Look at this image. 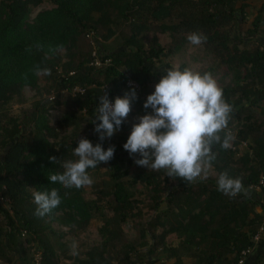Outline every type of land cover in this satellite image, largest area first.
Returning <instances> with one entry per match:
<instances>
[{
  "label": "trees",
  "instance_id": "trees-1",
  "mask_svg": "<svg viewBox=\"0 0 264 264\" xmlns=\"http://www.w3.org/2000/svg\"><path fill=\"white\" fill-rule=\"evenodd\" d=\"M247 1L0 0V198L8 200L7 205L0 202V262L61 264L51 241L52 224L83 231L98 217L100 242L71 264H155L159 254L174 264H183L184 259L192 264H237L246 250L251 252L243 264H264L262 237L257 244L253 240L264 224L259 203L264 188L259 193L247 190L264 181V0H254L262 4L247 32L257 38L255 47H246L244 38L230 33L245 22ZM45 2L51 7L35 12ZM193 32L207 38L201 44L204 51L229 73L230 82L221 88L232 106L227 130L238 126L235 150L213 147L216 159L211 168L216 176L193 183L172 179L166 170L136 165L139 154L125 160L126 142L104 140L103 148L115 146V153L108 163L88 169L91 176L103 165L109 168L95 198H85L84 188L50 183L51 174L63 172L61 162L78 159L74 142L53 143L56 129L85 122L93 131L86 139L94 146L101 143L92 120L102 88L109 86L107 97L115 101L131 91L126 86L130 79L146 96L152 94L148 86L162 75L153 65L182 51ZM90 33L99 39L95 44L87 38ZM148 33L153 37L167 33L169 46H161L156 38L146 42ZM96 60L99 66L94 65ZM36 66L51 70V75L43 76L52 82L46 92L53 91L55 97L32 103L16 117L2 113L24 89L39 92ZM75 87L85 92L73 94ZM134 101L144 114L151 113L143 108L146 100ZM53 105L64 106L56 127L49 123ZM129 129L123 121L119 131ZM242 142L247 150L238 155ZM53 156L58 162H50ZM126 161L134 164L130 176ZM223 172L239 178L248 194L230 197L218 191L217 179ZM52 188L58 189L61 204L51 214L37 217L33 192ZM140 204L154 215L135 224L136 236L131 239L123 225L141 218Z\"/></svg>",
  "mask_w": 264,
  "mask_h": 264
},
{
  "label": "clouds",
  "instance_id": "clouds-1",
  "mask_svg": "<svg viewBox=\"0 0 264 264\" xmlns=\"http://www.w3.org/2000/svg\"><path fill=\"white\" fill-rule=\"evenodd\" d=\"M187 39L190 44L199 46L207 38L193 32ZM33 71L37 76L51 75L50 69H40L39 66ZM135 99V89L126 92L123 98H115L114 103L107 95L101 96L97 114L92 120L96 125L94 132L99 134L101 143L94 146L88 139H80L73 150L78 159L61 162L63 172L51 174L48 181L64 188L91 186L93 180L88 169H95L113 159L115 146L105 150L102 142L120 130ZM143 108L151 109V113L143 115L139 123L133 125L123 148L130 156L139 154L141 158L135 160L136 165L155 171L166 170L167 177L172 179L193 183L202 177V173L206 177V170L216 159L213 147L220 145L226 150L234 139L231 131L227 130L232 106L225 101L223 90L211 73L202 74L190 68L166 70L155 85L154 92L147 96ZM50 162L58 161L53 156ZM217 190L230 197L248 194L242 181L230 177L227 172L219 174ZM33 197L36 205L34 214L40 218L51 214L61 204L56 188L34 191ZM71 254H78L75 242L71 245Z\"/></svg>",
  "mask_w": 264,
  "mask_h": 264
},
{
  "label": "rangeland",
  "instance_id": "rangeland-1",
  "mask_svg": "<svg viewBox=\"0 0 264 264\" xmlns=\"http://www.w3.org/2000/svg\"><path fill=\"white\" fill-rule=\"evenodd\" d=\"M262 4V1H254L249 0L246 2V8L244 9V17L245 22L240 24H237L235 27V30L230 32L232 35H239V37L244 38L245 42L248 43L246 47L253 48L256 46L255 38L254 36L248 35V30L251 29V22L254 20L255 16L257 15V11L260 8ZM239 6V5H237ZM51 5L48 2L43 3L40 7L36 8V11L50 8ZM247 33V37L246 36ZM152 38H156L157 43L161 46L168 47L170 44V38L168 34H156L153 37V33H148L145 37V41L148 42ZM168 65L167 67H164L165 65ZM153 68L156 72H160L162 75L166 74V70L169 69H179L183 71L185 68H190L193 71H198L200 73L208 71L209 69L213 70L212 76L216 80L218 86L222 88L224 85H227L230 82V76L227 71V69L224 66H219L217 64V60H215L211 55L206 53L201 45L195 46L189 43H187L183 50L179 53L168 56L164 58L163 63H157L153 65ZM203 74V73H202ZM52 84L51 81H47L43 75H40V87L39 92H32L29 89H24L21 93L20 97H15L13 101L7 105L3 110H1L2 113H6L9 117H16L20 114L21 109L29 108L32 103H35L38 100H44L46 98L51 101L53 97H55L54 92L52 91L50 94L46 92V88H48ZM156 84H150L148 86L149 89H151L154 92ZM109 88V86L107 87ZM110 89V88H109ZM73 93V92H72ZM137 97H139L141 100H146V95L140 91L136 92ZM264 106V103L262 104ZM64 106H49V123L52 127H56V122L63 116ZM253 111L258 114L260 112L259 109L253 108ZM144 110L138 108V103H136L134 100L131 103V112L129 113L128 117L124 120L127 125L130 126V129L126 132L118 131L116 132L110 139H105L107 143H110V141L114 140L120 143L127 142V138L129 137L132 127L135 124L139 123V118L145 115ZM83 114V113H82ZM81 114V115H82ZM232 134L235 138L236 131L238 129V126L234 124L233 126ZM76 129V133H74ZM92 129L88 128L85 122H80L79 126L76 128L75 125L69 126L66 129H59L57 128L54 137L51 139L53 143H59L61 140H66V142L71 141L78 145V142L82 138H87L92 134ZM234 139L230 142L233 143ZM245 150H247V144L241 146L238 155H241ZM125 154L124 159L127 160L129 158H133L132 156H128L127 153ZM126 164L128 165V176L132 175L134 164L133 162L126 161ZM109 174V168L107 165H103L100 170L95 173L94 175H91L90 178L93 180V183L91 186L83 187L84 188V197L87 199H93L96 197V192L98 190H101V185H104V181L108 179ZM216 174L213 171L212 168H209L206 170V177L202 173V177L199 178L197 181H207L209 178L215 177ZM94 185L96 187H94ZM171 187L175 185V182H170L169 184ZM139 191H143L142 187L138 188ZM139 200L144 199V195L138 197ZM147 202V201H144ZM141 209V218L138 219H132L127 224L123 225V231L126 234L128 238L133 239L136 236L135 231V224L140 221H149V219L154 215V212L149 211L145 205L140 204L139 205ZM136 213V212H134ZM109 216H111V213H109ZM102 223L98 217H95L90 221L87 228L83 231H70L67 228L59 227L57 224H52V228L54 230V235L52 234V243L54 245V248L56 250L57 255L59 256V262L61 264H71L75 259H81L84 258V255L87 253V251L93 247L97 246L100 242V236L98 233V229L101 227ZM60 236H59V234ZM169 241L171 243H174L175 240L173 237H170ZM75 242L77 244V255L71 254V245ZM62 246V247H61ZM12 247V246H11ZM13 249V248H12ZM0 264H4L0 262ZM13 264H16L14 262ZM155 264H174V260H170L166 257V255H158V261ZM183 264H192L191 260L184 259Z\"/></svg>",
  "mask_w": 264,
  "mask_h": 264
},
{
  "label": "built area",
  "instance_id": "built-area-1",
  "mask_svg": "<svg viewBox=\"0 0 264 264\" xmlns=\"http://www.w3.org/2000/svg\"><path fill=\"white\" fill-rule=\"evenodd\" d=\"M87 38H89L92 42V44H95V41L96 40H99L98 38H94V35L93 33H90L87 35ZM94 55V54H93ZM94 65L96 66H99L100 63L96 60ZM126 86L127 88H130L131 90L132 89H135V92H139L140 91V87L137 85V83L135 81H132L130 79H128L126 81ZM73 94H83L85 92V89L83 88H80V87H75L73 90H72ZM108 94V91H107V87H103L102 88V96L104 95H107ZM110 102L114 103V101L112 99H109ZM232 133V131H231ZM234 137V136H233ZM246 142H242L240 143L237 148H238V151L240 149L241 146L245 145ZM235 146H233V143H231V146L229 147V149H232V150H235ZM262 188H264V181L263 180H260L259 184L258 185H251L247 188V190L249 191H254L256 193H259L262 191ZM0 202H2L3 204L7 205L8 204V200L7 199H3V198H0ZM260 206L264 208V196H261L260 197ZM264 233V224L258 229V232L257 234L254 236V243H258V241L261 239L262 235ZM251 250H246L244 252L241 253V259L237 262V264H243L244 263V260L246 258V256L248 254H250Z\"/></svg>",
  "mask_w": 264,
  "mask_h": 264
},
{
  "label": "crops",
  "instance_id": "crops-1",
  "mask_svg": "<svg viewBox=\"0 0 264 264\" xmlns=\"http://www.w3.org/2000/svg\"><path fill=\"white\" fill-rule=\"evenodd\" d=\"M258 212H260V209H258ZM262 241H263V246H264V233H263V235H262ZM246 264H248L247 262H246Z\"/></svg>",
  "mask_w": 264,
  "mask_h": 264
}]
</instances>
